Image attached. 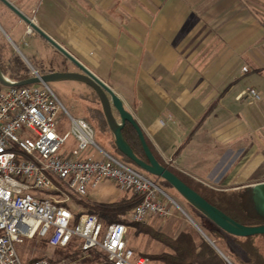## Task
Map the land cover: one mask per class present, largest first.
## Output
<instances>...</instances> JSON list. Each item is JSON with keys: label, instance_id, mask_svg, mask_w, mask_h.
<instances>
[{"label": "crops", "instance_id": "obj_1", "mask_svg": "<svg viewBox=\"0 0 264 264\" xmlns=\"http://www.w3.org/2000/svg\"><path fill=\"white\" fill-rule=\"evenodd\" d=\"M8 1L121 96L164 164L217 190L264 181V0ZM27 25L0 1L4 36L28 45Z\"/></svg>", "mask_w": 264, "mask_h": 264}, {"label": "built area", "instance_id": "obj_2", "mask_svg": "<svg viewBox=\"0 0 264 264\" xmlns=\"http://www.w3.org/2000/svg\"><path fill=\"white\" fill-rule=\"evenodd\" d=\"M34 31L27 25V35ZM31 73L41 74L34 67ZM39 84L0 88V264H150L130 246L127 223H106L72 205L79 206L77 200L88 198L90 189L111 182L118 191L138 196L127 218L142 223L172 215L164 192L146 172L100 147L94 126L70 114L49 84ZM243 98L260 100L261 95L249 87ZM64 110L71 127L61 134ZM71 135L76 145L67 151ZM92 145L98 157L84 154ZM26 239L45 241L54 254L25 263L16 245Z\"/></svg>", "mask_w": 264, "mask_h": 264}, {"label": "rangeland", "instance_id": "obj_3", "mask_svg": "<svg viewBox=\"0 0 264 264\" xmlns=\"http://www.w3.org/2000/svg\"><path fill=\"white\" fill-rule=\"evenodd\" d=\"M0 33L2 35V37H0V41L6 44V56L22 59V61L30 70H32V67H34L39 71H41V69L43 68L49 72L80 71L72 61L66 58L58 49H56L52 44H50L40 35L27 36L25 41L28 42V45H26L24 41H19L16 38L15 34H12L11 36L15 41L14 43L2 34L1 29ZM35 33L36 32L34 31V34ZM18 49L24 54L29 63ZM48 84L57 93L63 105L70 114H72L74 117L86 118L90 123L94 124L96 128V143L108 153L119 157L115 146V138L111 130H100L97 126V122L88 114L87 107L102 108L100 100L98 103L96 101H92L93 99H95L93 88L88 84L78 80L50 81L48 82ZM5 87L6 86L0 83L1 89H4ZM115 115L117 116V118H119L117 111H115ZM59 123V131L61 132V134H64L71 127V119L65 110L62 111L59 116ZM75 145V138L72 135L69 136L66 145L67 151L75 147ZM98 152L99 150L92 145L85 150L84 154H93L95 157H98ZM148 175L151 178H155L150 174ZM157 181L159 183L158 185L169 194V196H167L163 193L165 195V198L172 206V215L166 219L154 216L146 222H136L139 225L135 226L134 223H131V225H129V244L138 254L148 257L150 259V264H163L158 260H155L153 257L164 251H168L169 249L165 244H163L160 240L156 239L151 233H149L148 231L150 230L154 229L158 232H163L172 237L176 236L180 231H189L197 241H199L200 238H204L206 240L205 236L201 232L202 230L212 241H214L220 251L233 264H243L246 256L234 237L229 235L222 236L220 232L218 233L220 236L215 235V232L213 230H217V227L211 219H209L207 216H205V214L194 207L166 181L162 179H157ZM105 189L107 191H112L111 193L115 192V194H109L108 192L104 191ZM132 195L133 194L131 192L118 191L116 189V186L111 182H104L100 185L99 188L90 189L88 198L77 200V205L79 206L72 205V208L78 212L87 211L88 209L84 206V204L115 202L120 201L125 196L128 197ZM36 242L26 239L24 243H19L16 245L17 250L21 254L25 263L39 257H51L54 254L53 248L49 246L46 247L44 245H37ZM257 242L259 244L263 243L261 238H257ZM216 251L221 256L223 264H226L227 261L224 258V255H222L218 250ZM60 253L63 254V252L61 251Z\"/></svg>", "mask_w": 264, "mask_h": 264}, {"label": "trees", "instance_id": "obj_4", "mask_svg": "<svg viewBox=\"0 0 264 264\" xmlns=\"http://www.w3.org/2000/svg\"><path fill=\"white\" fill-rule=\"evenodd\" d=\"M5 47L6 44L0 41V67L4 75L14 81L30 78L32 76L31 70L26 66L22 59L7 57ZM40 72L43 74L49 71L42 68ZM94 93L95 99L92 101H96L98 103L99 97L95 90ZM87 111L89 116L97 122V126L100 130H110L103 108L87 107ZM91 124L94 126L93 123ZM122 133L135 154L140 158L147 160L135 127L130 122H127L122 129ZM146 141L154 155L157 157L147 138ZM116 150L119 158H121L126 163L133 164L139 168L128 156L122 153L117 148V146ZM157 159L160 161V163H162L164 166H167L171 171L178 175L185 183L200 193L211 204L222 210L234 220L250 226L264 224V216L259 214L254 206L252 187L228 191L209 188L184 177L179 172L164 164L158 157ZM152 176L155 177L152 179L157 184H159L157 179L162 178H159L155 175ZM137 202L138 196L133 194L132 196L123 197L120 201L99 202L95 204L87 203L84 204V206L87 207V211L89 213H94L101 216L106 223L121 221L127 223L128 225L134 223L136 226L139 224L130 221L127 218V215ZM216 227L217 230H213L215 235H219L218 233L220 232L222 236L229 235L235 238L236 242L239 244L246 256L243 264H264V234L241 237L229 234L217 225ZM148 232L165 244L169 249L168 251H164L153 257L155 260H158L163 264H223L221 256L208 241H206L204 238H200V240L197 241L189 231H180L176 236L173 237L163 232H158L154 229ZM257 238H261L263 243L259 244L257 242ZM36 243L37 245H44L46 247L48 246L45 241Z\"/></svg>", "mask_w": 264, "mask_h": 264}, {"label": "water", "instance_id": "obj_5", "mask_svg": "<svg viewBox=\"0 0 264 264\" xmlns=\"http://www.w3.org/2000/svg\"><path fill=\"white\" fill-rule=\"evenodd\" d=\"M0 1H2L7 7L15 12L28 25H30L40 36H42L56 49H58L66 58L72 61L80 70L65 72L52 71L46 74L41 73L39 75L31 76L30 78L24 80L14 81L5 76L0 67V83L2 85L20 86L39 83L48 84V82L50 81L62 80H78L88 84L96 91L99 97L109 128L114 135L117 148L126 156H128L141 170L150 175L158 176L159 178L167 181L170 186L176 189L187 201H189L194 207L200 210L203 214H205V216L211 219L218 227H220L227 233L241 237L264 234V224L250 226L234 220L222 210L211 204L207 199H205L200 193H198L195 189L185 183L167 166H164L162 163H160V161L157 159L150 146L148 145L142 127L136 120L134 114L126 108L121 96L111 86H109L94 72H92L85 64L78 60L72 53H70L66 48L59 44L42 28H40L31 18L25 16L10 1ZM7 37L10 39L8 35ZM19 52L24 56V54L20 50ZM115 111H117L119 118H117V116L115 115ZM127 122H130L135 127L147 160H144L137 156L132 147L126 141L122 133V129ZM158 187L160 188V190H162V192H164V194L169 196V194L164 189H162L159 185ZM252 191L255 209L259 214L264 216V181L254 184L252 186ZM201 232L205 236L206 240L216 250L224 255L214 243V241H212L202 230Z\"/></svg>", "mask_w": 264, "mask_h": 264}]
</instances>
